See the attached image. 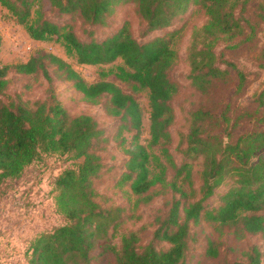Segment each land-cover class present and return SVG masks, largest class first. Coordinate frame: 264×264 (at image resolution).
<instances>
[{
    "label": "trees",
    "instance_id": "trees-1",
    "mask_svg": "<svg viewBox=\"0 0 264 264\" xmlns=\"http://www.w3.org/2000/svg\"><path fill=\"white\" fill-rule=\"evenodd\" d=\"M34 1L0 0V5L26 27L32 40L60 43L80 65L120 61L111 74L134 84L135 91L148 93L150 140L147 147L139 143L142 110L112 82L86 84L68 63L51 54L0 67V193L43 156L59 154L70 162L53 180L63 223L32 241L26 264H91L100 243L112 252L115 264H188L191 229L202 222L232 230L237 239L259 237L264 242V112L234 110L232 118L227 105L218 111L219 103L227 98L231 103L234 96L242 95L247 73L234 55L245 28L253 31L257 25L264 26V0H47L57 17L65 18L64 24L43 19L40 11L30 19ZM190 5L206 16L204 25L192 31L185 51L184 81L200 96L201 104L184 114L187 130L178 132L177 164L169 150L175 141L170 127L176 121L173 101L184 87L171 76L178 60L172 43L178 31L172 27ZM127 6L132 7L144 41L135 38L127 21L97 38L96 31L111 24L104 19L112 21ZM77 22L89 27L83 31L86 38L76 35ZM10 74L43 78L47 98L30 105L7 95ZM52 76L71 83L89 105L107 99V114L118 119L113 139L119 146L127 144L120 180L129 183L137 203H149L156 196V184L167 183L166 167L173 172L175 182L168 184L178 198L173 197L165 216L156 219L146 244L131 231L122 235L118 248L109 244V231H118L126 218L123 209L103 208L92 194L111 170L100 155L108 139L93 117L73 116L62 107L51 88ZM234 79L236 90L229 95ZM255 102L264 107V89ZM252 119L262 126L242 130L241 124ZM220 123L226 125L224 134L218 131ZM125 133L132 134L129 143ZM153 148L159 149L166 163L159 165V176L149 168ZM214 200L216 205L210 206ZM160 243L168 248L157 249ZM207 243L205 257L217 259L220 245L214 240ZM222 264H264V252L251 246L242 258Z\"/></svg>",
    "mask_w": 264,
    "mask_h": 264
},
{
    "label": "rangeland",
    "instance_id": "rangeland-1",
    "mask_svg": "<svg viewBox=\"0 0 264 264\" xmlns=\"http://www.w3.org/2000/svg\"><path fill=\"white\" fill-rule=\"evenodd\" d=\"M34 6L30 19H36L34 11H40L43 19L58 21L60 24L65 23V18L57 17L47 0H35ZM104 21L111 24L97 30L95 33L97 38H104L108 32L112 33L124 21H127L135 38L139 42L144 41L138 34V21L131 6L120 8L112 21L110 18L104 19ZM205 22L204 12L190 5L172 27V30L178 31L172 38L173 49L178 54V60L171 76L184 87L173 101L176 121L170 127L171 135L175 141L169 150L177 164L179 157L175 155V146L178 132L187 130L184 114L197 109L201 104L200 96L195 91L188 89L184 81L188 73L185 51L192 31L202 27ZM88 28L77 22L74 30L78 37L86 38L83 31ZM238 41H241L240 48L234 57L240 68H244L247 73L242 95L239 98L234 96L231 103L228 98L225 99L224 103H219L220 108L218 109L221 111V107L227 105L232 118L236 113L234 110L242 109L241 111H244L245 108H248L250 111L257 110L259 114L264 112V107H258L255 102V97L264 89V26L257 25L253 31L245 28ZM40 54H51L61 58L79 74L86 84L100 81L112 82L121 89L122 93L132 96L142 110L139 143L148 146L150 140L148 93L147 91H135L134 84L121 82L111 74V70L113 71L120 61L105 66L80 65L76 62L75 57L67 55L60 43L54 40L45 42L32 40L27 34L26 27L19 24L15 17L0 5V67L26 63L31 57ZM52 70L54 69L50 68V72ZM8 79L10 84L6 94L11 97L18 96L23 102L32 105L38 100H45L48 96V85L41 77L10 74ZM236 86L237 79H234L233 85L229 89V95L234 93ZM51 88L55 98L70 115L93 117L99 127L104 129L108 139V143L100 155L111 170L99 181L92 194L95 195L96 201L103 208L123 209V215L126 218L118 231L113 233L111 230L109 231V244L118 248L122 235L129 231L136 232L141 244H146L151 240L156 219L165 216L173 197L178 198L173 194L168 184L175 182L173 172L166 167L167 183L156 184L153 189L156 196L149 203H137L136 197L130 192L129 183H123L120 180L125 171L127 144L119 146L118 142L113 139L118 119L107 114L105 110L107 99H101L97 105H89L83 100L82 95L73 89L71 83L61 81L54 76H52ZM261 126L255 119H252L243 122L241 129L251 130ZM225 129L226 125L220 123L219 133L224 134ZM123 136L129 143L132 134L125 133ZM149 152L152 154L149 165L151 173L153 176H159L162 164L166 166L164 157L157 148L149 149ZM69 163L67 156L46 155L41 160L29 165L18 179L5 184L0 193V264H26L28 249L32 241L63 223L55 205L53 180L69 166ZM215 205V200L210 202V206ZM191 236L193 241L189 244L186 256L188 264H222L224 260L233 261L242 258V253L251 246H257L264 252V242L259 237L237 239L232 230L219 229L217 225H208L204 222L192 227ZM209 240H214L220 245V255L215 260L205 257V249ZM156 247L157 249H167L168 245L160 243ZM91 264H115L114 255L110 250H106L104 243H100L93 252Z\"/></svg>",
    "mask_w": 264,
    "mask_h": 264
}]
</instances>
